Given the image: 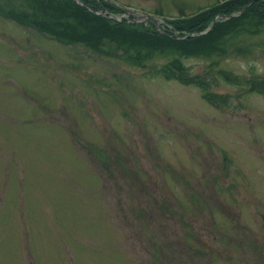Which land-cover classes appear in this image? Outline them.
Instances as JSON below:
<instances>
[{
    "label": "rangeland",
    "instance_id": "obj_1",
    "mask_svg": "<svg viewBox=\"0 0 264 264\" xmlns=\"http://www.w3.org/2000/svg\"><path fill=\"white\" fill-rule=\"evenodd\" d=\"M22 1L0 0V264H264V21L179 54L201 87L158 70L171 51L139 62L3 11ZM116 1L179 35L165 15L219 0Z\"/></svg>",
    "mask_w": 264,
    "mask_h": 264
},
{
    "label": "trees",
    "instance_id": "obj_2",
    "mask_svg": "<svg viewBox=\"0 0 264 264\" xmlns=\"http://www.w3.org/2000/svg\"><path fill=\"white\" fill-rule=\"evenodd\" d=\"M84 1V2H83ZM23 0L19 5H10L3 9L6 15L19 21L31 23L40 30L54 34L63 41H84L91 46H98L105 39L122 47L125 53L131 52L133 58L141 62L148 56L149 51L165 50L173 52L169 62L163 64L158 70L167 78L177 79L185 84L205 86V82L197 77L188 75L186 66L180 55L183 52L203 50L212 52L219 48V43L230 33L239 31L257 32L259 22L264 21V0H226L201 13L173 22V27L182 33L196 32L190 37H182L171 32L168 27L159 29L153 24L142 23L123 18L117 20L98 10L106 9L115 12L117 7L106 0ZM250 2L242 14L238 16H225L218 19L207 32L210 21L217 13L225 15L240 11ZM27 7V8H24ZM225 18V19H224ZM198 32V33H197ZM130 44H134L130 46ZM189 46L185 50L180 48ZM180 54V55H179ZM131 56V57H132ZM225 78L230 76L225 71ZM264 86V80L253 79V86ZM204 97L218 103L220 95L210 91L203 92Z\"/></svg>",
    "mask_w": 264,
    "mask_h": 264
},
{
    "label": "water",
    "instance_id": "obj_3",
    "mask_svg": "<svg viewBox=\"0 0 264 264\" xmlns=\"http://www.w3.org/2000/svg\"><path fill=\"white\" fill-rule=\"evenodd\" d=\"M190 35V34H189Z\"/></svg>",
    "mask_w": 264,
    "mask_h": 264
}]
</instances>
